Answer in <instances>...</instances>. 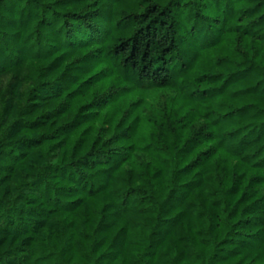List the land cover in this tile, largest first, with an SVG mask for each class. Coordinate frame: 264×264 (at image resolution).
Instances as JSON below:
<instances>
[{"label": "trees", "instance_id": "1", "mask_svg": "<svg viewBox=\"0 0 264 264\" xmlns=\"http://www.w3.org/2000/svg\"><path fill=\"white\" fill-rule=\"evenodd\" d=\"M0 264H264V0H0Z\"/></svg>", "mask_w": 264, "mask_h": 264}, {"label": "rangeland", "instance_id": "2", "mask_svg": "<svg viewBox=\"0 0 264 264\" xmlns=\"http://www.w3.org/2000/svg\"><path fill=\"white\" fill-rule=\"evenodd\" d=\"M164 98H165V97H163V98H162L161 102H163V101H164Z\"/></svg>", "mask_w": 264, "mask_h": 264}]
</instances>
